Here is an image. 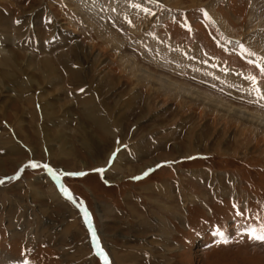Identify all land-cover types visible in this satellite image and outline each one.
Masks as SVG:
<instances>
[{
    "label": "rangeland",
    "instance_id": "374dc122",
    "mask_svg": "<svg viewBox=\"0 0 264 264\" xmlns=\"http://www.w3.org/2000/svg\"><path fill=\"white\" fill-rule=\"evenodd\" d=\"M262 69L264 0H0V264H264Z\"/></svg>",
    "mask_w": 264,
    "mask_h": 264
},
{
    "label": "bare ground",
    "instance_id": "6f19581e",
    "mask_svg": "<svg viewBox=\"0 0 264 264\" xmlns=\"http://www.w3.org/2000/svg\"><path fill=\"white\" fill-rule=\"evenodd\" d=\"M156 80V79H155ZM154 80V81H155ZM157 83V82H156ZM178 90V89H177ZM191 90V89H190ZM187 92V91H186ZM189 93V92H188ZM191 93V92H190ZM188 95V94H187ZM195 97V96H194ZM204 100V99H203ZM209 101V100H208ZM214 104V103H213ZM217 105H221L220 103L219 104H217ZM217 107V106H216ZM218 107H220V106H218ZM217 107V108H218ZM85 108H87L88 110H89V112H90V114H91V112L93 111V109H94V111H96L97 110V113L99 112L98 111V109L99 108H97L96 107V103L94 102V98H92L91 100H90V104H88V106L86 105L85 106ZM101 109H102V107H100ZM223 108V107H222ZM226 111H233V112H236V110H233V108H228ZM95 113V112H94ZM243 113V112H242ZM104 115V114H103ZM105 116V115H104ZM107 118V117H106ZM106 118H105V120L104 121H106ZM102 122V121H101ZM107 122V121H106ZM261 124L262 125H264V119H262L261 120ZM86 136V135H85ZM87 138V137H86ZM122 153V152H121ZM124 157H125V155H123V154H121V156L119 157V159H118V161H116L115 162V165H114V167H113V169H111L112 171L110 172V174H113L114 173V171H117L118 169H120L119 167H121V161H124ZM118 261V260H117ZM119 264H121L120 262H118Z\"/></svg>",
    "mask_w": 264,
    "mask_h": 264
},
{
    "label": "snow or ice",
    "instance_id": "6c2138e0",
    "mask_svg": "<svg viewBox=\"0 0 264 264\" xmlns=\"http://www.w3.org/2000/svg\"><path fill=\"white\" fill-rule=\"evenodd\" d=\"M261 71H264V69H262ZM253 79H255V78H253ZM30 166L31 167H36L37 165L32 164ZM99 171H103V170L100 169ZM0 183H4V181L0 180ZM217 235H222V233L219 230H217ZM252 238L255 239V240H259L261 242H264V231H262L260 234H255V230H254V232L252 234Z\"/></svg>",
    "mask_w": 264,
    "mask_h": 264
},
{
    "label": "crops",
    "instance_id": "0c3cea01",
    "mask_svg": "<svg viewBox=\"0 0 264 264\" xmlns=\"http://www.w3.org/2000/svg\"><path fill=\"white\" fill-rule=\"evenodd\" d=\"M128 243H129V242H125V241L122 242L121 249H123V248H124V249H125V248H129V251H128V252H129V255H132V254L135 253V252H134L135 249H133L132 247H128ZM131 243H132V242H131ZM131 245H132V244H131ZM117 246H118V245H117ZM114 248H115V251H114V252H115V255H116V254H118V252H117L118 248H117V247H114ZM119 249H120V248H119ZM128 252H127V253H128ZM135 254H136V253H135ZM126 255H127V254H126ZM125 262L128 264L127 259H126ZM116 264H119V263L117 262ZM130 264H131V263H130Z\"/></svg>",
    "mask_w": 264,
    "mask_h": 264
}]
</instances>
